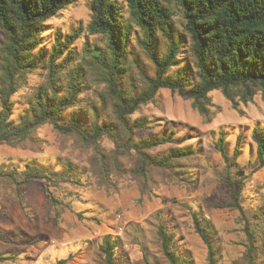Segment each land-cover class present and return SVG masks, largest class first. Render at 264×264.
Instances as JSON below:
<instances>
[{
    "label": "trees",
    "instance_id": "obj_1",
    "mask_svg": "<svg viewBox=\"0 0 264 264\" xmlns=\"http://www.w3.org/2000/svg\"><path fill=\"white\" fill-rule=\"evenodd\" d=\"M77 2L0 0V145L43 151L37 131L50 124L87 155L86 164L82 155H62L58 168L0 164V194L10 190L20 201L23 186L45 180L49 214L57 223L83 186L118 192L137 183L143 197L161 183L198 184L199 149L181 146L176 126L156 133L148 115H137L157 101L161 89L190 99L206 122L214 119L213 90L220 89L237 109L257 94L264 99V0H89L86 27L58 29L52 45H45L48 21ZM17 104L22 112L15 117ZM213 134L224 166H209L229 187L230 206L239 211L247 238L233 264H256L259 234L247 216L245 192L264 168V123L250 129L256 157L250 171L240 162L245 131L233 152L225 129ZM166 144L172 146L157 151ZM261 189L264 183L256 188ZM192 226L207 247L208 264H224L223 237L202 209L192 210ZM157 234L169 264H193L177 250V232L163 219ZM119 245L117 236L102 237L103 264H118ZM10 259L0 251V263Z\"/></svg>",
    "mask_w": 264,
    "mask_h": 264
},
{
    "label": "rangeland",
    "instance_id": "obj_2",
    "mask_svg": "<svg viewBox=\"0 0 264 264\" xmlns=\"http://www.w3.org/2000/svg\"><path fill=\"white\" fill-rule=\"evenodd\" d=\"M90 18L89 0H78L48 21L49 30L43 42L50 47L58 29L67 30L80 23L86 27ZM37 80L38 76L30 77L31 82ZM210 94L214 104L212 122L204 120L190 99L169 89H161L157 101L137 113L148 115L153 132L161 133L176 126L180 145L199 149L196 186L161 183L151 196L143 197L137 183L118 192L83 186L75 189V195L69 198L72 208H66L60 223L49 214L51 205L45 180L35 179L23 186L20 201L12 191H4L0 194V251L13 259L0 264H58L62 259H66L65 264H103L100 243L106 234L120 238L116 252L118 264H169L157 234L162 219L177 232L179 252L193 259V264H208L207 247L192 226V210L196 208L204 211L223 237L224 264H233L246 249L247 238L239 211L230 206L229 187L220 182L214 168L209 166V163L224 166L221 153L214 148L213 132L225 129L227 149L233 152L239 132L245 131L240 162L250 171L256 157L250 150L249 134L256 123H264V99L257 94L248 104L240 102L237 109L220 89ZM21 112L22 106L17 104L14 116ZM37 133L45 142L43 151L4 143L0 145V164L22 169L27 162H45L58 168L62 155L75 160L82 155V162H86L87 155L81 154L72 139L64 141L52 125L45 124ZM171 146H160L157 151H166ZM262 183L264 168L253 174L245 192L249 195L245 200L246 213L259 234L256 264H264V190H256Z\"/></svg>",
    "mask_w": 264,
    "mask_h": 264
}]
</instances>
